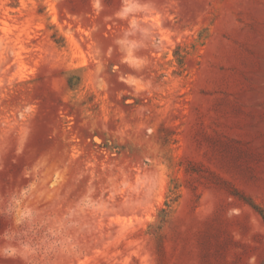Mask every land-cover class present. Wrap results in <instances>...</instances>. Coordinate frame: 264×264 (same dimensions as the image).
Masks as SVG:
<instances>
[{"label": "rangeland", "instance_id": "rangeland-1", "mask_svg": "<svg viewBox=\"0 0 264 264\" xmlns=\"http://www.w3.org/2000/svg\"><path fill=\"white\" fill-rule=\"evenodd\" d=\"M0 264H264V0H0Z\"/></svg>", "mask_w": 264, "mask_h": 264}]
</instances>
